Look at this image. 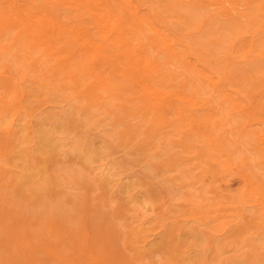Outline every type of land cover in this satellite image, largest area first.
<instances>
[{"label":"rangeland","instance_id":"374dc122","mask_svg":"<svg viewBox=\"0 0 264 264\" xmlns=\"http://www.w3.org/2000/svg\"><path fill=\"white\" fill-rule=\"evenodd\" d=\"M34 1L0 0V264H264V209L254 205L263 198L253 197L239 171L222 163L227 154L217 159L220 148L182 117L180 108L189 109L190 103L178 95L201 99L208 96L203 91H209L218 97L225 113L216 107L196 114L209 119L205 130L223 144L229 131L248 134L244 126L254 120L249 148L257 154L264 132V61L258 57L253 66L254 57L246 56L247 46L235 35L199 38L204 29L198 31L190 18L191 0H136L146 18L178 41L183 50L175 60L178 74L163 76L159 93L148 96L137 78L153 79L158 74L155 65L147 67L137 55L131 65L123 51H117L115 59L107 48L110 56L99 70L114 85V95L108 96L95 89L100 77L78 76L76 87L66 83L67 72H56L51 57L37 62L43 49L30 48L29 37L18 35L19 23L11 14L13 6L23 13ZM220 1L230 10L247 4ZM260 2L255 3L256 13ZM58 5L50 7L49 15L66 23L68 30L80 22L86 27L83 35L103 42L87 14L70 23L68 15L76 13ZM204 7L213 19L222 24L227 20L219 4ZM261 19L264 22V15ZM254 22L245 20L242 30L249 32L242 37L255 34L257 47L264 49V32L257 36L260 27ZM144 23L154 38L150 21ZM156 58L167 71L169 52L162 50ZM203 71L221 81L219 92L202 79ZM93 89L98 97H91ZM226 93L248 107L236 110L224 101ZM262 170L255 179L264 189Z\"/></svg>","mask_w":264,"mask_h":264},{"label":"bare ground","instance_id":"6f19581e","mask_svg":"<svg viewBox=\"0 0 264 264\" xmlns=\"http://www.w3.org/2000/svg\"><path fill=\"white\" fill-rule=\"evenodd\" d=\"M191 1H192L191 5H188V8H187V11L190 13V18H191V20L194 21V24H195L194 26L196 29H198V31H202L204 29L200 33L199 38H201V39L203 38L205 41L206 37L210 34H216V35H219L220 37H223V38L235 35L236 38H239L240 43H243L245 46H247L248 51L246 52V56H253L254 57L251 61V64L253 66L256 63L258 65V63H259V59H257L258 57H260L261 61H264V49H261L260 45L257 47L256 44L260 40H258V41L256 40L257 42H255V37H256L255 34H252L249 39L242 37V34H245V33L247 34L249 32L248 30H242L243 24H246L245 20H248V19H251V21H255L256 24H258V27H260L258 29L257 36H259L260 34H262V32H264V22L261 19V17L264 15V11H263L264 10V0H247L246 1L247 4H245V6H241L240 4H242V3L240 1V4L238 2L237 5L238 6L240 5L241 7L239 6L240 7L239 9H231V10L226 8V6L222 7L220 0L217 2H215L213 0H206V3H205L206 5H204V6H207V4L212 5V6H214V4H219L221 6L220 12L227 19V20H224L225 21L224 24H222L220 20H217L216 17L213 19V15L208 14L207 13L208 11L205 12L203 9L204 6L203 7L199 6V5H202L201 3L203 0H201V1L200 0H191ZM257 1H261L259 4V6L261 7V11H260L261 13L260 12L256 13L257 11H255L257 9V8H255L256 7L255 3ZM14 4L17 5L16 3H14ZM175 4H176V2H175ZM179 4L180 3H178V5ZM55 5L60 6L62 9H65V11H67V9H68L71 12L76 13V17H73L71 14L68 15L70 23H74L73 21L76 20L75 18H77V17H78V21L83 20L82 18H84V15L87 14L90 22H92L94 24L93 27L95 29V32H97L99 34V36L101 37L103 42L102 43H100V41L98 42L97 40L92 38V36L88 37V36L83 35V32H84L86 27L84 25H82L80 22H79V24H78V22H77V24H73L72 25L73 27L70 30H68L65 27V25H63L66 23H61V21H59L57 18H55L53 15H51V13L49 15L50 7L55 6ZM232 6H233V4H232ZM4 9H5V7H4ZM251 10H252V13L250 12ZM19 11H20L19 7H16V6H13V10L11 11L12 12L11 14H13L12 16L16 15L14 17H12V16L11 17L15 19V22L19 23L18 26L20 27V29H19L18 35L20 37H23V36L29 37V39L31 40L30 48L39 49L41 47L40 48L41 51L43 49V53L37 62H42V64H43L44 63L43 61H46L48 59L47 57H51L50 61H54L55 67L57 68L56 72H58V71L67 72V77L65 79L68 82H66V81H64V82L73 83V86L79 87V80L77 78L78 76L91 77V78H96V79H97V77H100L102 79L101 83L95 89H100L103 91L105 90L106 93L109 92L110 94L108 96H110L114 93L113 92L114 85L110 84L109 81H107L104 77H102V74L105 71L99 70L102 67H105V61L110 56V54H107L105 52V51H107L106 50L107 48L109 49L108 50L109 52L113 50V55L116 57V58L114 57L115 59L118 58V53L116 54V52L119 50H121V52L123 51L128 56L127 58H128V61L131 65L134 64V61L131 59V57L133 55H137L140 60H142L144 63H146L147 67L149 65H153V64L155 65V67L157 68L158 74L155 75L153 77V79L150 78V76H147L145 78V77L140 76V75H138L139 79L137 78L141 88L143 89V92L145 94H147L148 96H152L153 94L159 93L158 88L160 86L159 84H161L159 81H163L162 80L163 76H165L166 78H173V77H176L178 74V68H179L178 65L179 64L177 65L175 63V60H177L181 55H183V53H182L183 50L178 45V41L174 39L175 38L174 36H173L174 38H172L169 35L168 31L163 29L162 26H159L157 24V21H155L149 17L146 18L147 16H145L142 13V8L137 4L136 0H54V1L36 0V1L32 2V4L25 10V12L21 13V11H20V13H19ZM45 11L48 13V15L45 13ZM154 11H155V9H154ZM254 11H255V13H254ZM164 12H166V11H164ZM175 12H177V11H175ZM175 12L172 11V13H175ZM214 15H216V14H214ZM166 16H170V15H166ZM208 16H209V18H207ZM175 17H176V15H175ZM146 21H150L151 27H149V26L148 27L151 28L155 32L154 35L157 38H155V36H154V38H152L149 36L148 33H146L147 30L144 29L143 25H142ZM144 24H146V23H144ZM45 25L48 26L47 30L43 27ZM171 25H173L172 22H171ZM86 26H88V25H86ZM88 27H90V26H88ZM174 28H176V27L174 26ZM185 28H187V26ZM192 28H190V29H192ZM7 32L3 33V36L6 35ZM11 35H12V33L10 34V36ZM146 38L148 39V41H146ZM257 39H258V37H257ZM195 41H197V40H195ZM207 41H208V39H207ZM199 43L201 44L200 40H199ZM104 45H106V48H102ZM196 45H198V44H196ZM204 45H206V44H204ZM19 47L22 48L21 46H19ZM210 47H209V49H210ZM215 47L216 46H214V48ZM161 48H163V49H161ZM13 49L15 50V48H13ZM13 49H11V51H13ZM1 50H5V49H1ZM162 50H164V53H165V51H168L172 57V59L166 63V66L168 67V69H167V67H165V68L167 69V71H164V69H162L161 63L157 60L158 58L154 59V55H155V57H157V53H161ZM17 52H18V50H17ZM3 53L5 54V51ZM3 53H2V55H3ZM12 55L14 56V54H12ZM13 56H11V57H13ZM119 56H121V55H119ZM164 56H167V55H164ZM162 58L165 59L164 57H162ZM168 58L169 57L167 56V59ZM184 61H185V63H189V57L187 56V54L184 58ZM201 61H203V60H201ZM248 63H250V62H248ZM162 65H164V63ZM252 65H251V67H252ZM113 66H115V65H113ZM132 67H134V66H132ZM238 68H240V67H238ZM36 70H37V68H36ZM52 70L54 71V69H52ZM246 71H247V69H246ZM49 75H50V77H53V75L51 76V73ZM39 76H40V74H39ZM201 76H202V79H205L206 81L213 84L212 87H214L215 92H219L221 90V81L220 80H215L212 75L206 74L205 71L201 72ZM12 79L13 78L11 77V80ZM151 81H153V82H151ZM33 82H35V81H33ZM97 84H99V83H97ZM67 86L68 85L63 86L64 89H66ZM241 87H243V86L241 85ZM245 88H243V91ZM95 89H93V91L91 92V97H98L96 95V93H94ZM92 93H94V94H92ZM232 93L234 94V92H232ZM232 93H226L225 97L223 98L224 101L229 102L230 104L236 105L237 106V107H235L236 110L238 107H240V109L241 110L243 109V111H244L245 107H248V106L246 104H243L242 102H239L238 98L233 96ZM188 94L189 93H184V95H181L178 93V95L181 97L182 101L185 100V101H188L190 103L189 109L186 108V110H185L183 107L180 108V113L182 114V117L186 118L192 124L196 125L197 131L205 136V138L207 139V141L210 145H215V146H218L216 148H220L218 150L222 151L221 156H217L216 157L217 159L222 160V158L225 156V154H227V157H226L227 160L225 159V161H222V163L226 166V169H232V170L239 171V173L244 178L246 184L249 185V189H248L249 193L255 198H263V200L258 202L257 204H255L256 203V201H255L254 205H256L257 207H260V209H264V189H263L262 185L258 182L259 180H257L258 179L257 176L259 175L257 170L260 172L262 170L261 168H263V167H261V165L264 163V132H261L260 136L258 138V144H259L260 152H258L257 154H254L249 148V145L251 144V137L248 134H249V132L253 131L252 128H253L254 123H252V122L254 120H251L250 122H248L246 124V126H244V130L248 134H238V133H236V131H229V138L227 136L225 137V139L228 138L227 139L228 143L223 144L222 140L220 142V140L217 137H214L213 131H212L213 133H211V130L210 131L205 130V127H204L205 121H207L209 119L207 117H205L204 114H201L202 117H205L203 119L201 117L197 116V114H196L197 111H199V112H204L207 110L212 111V109L216 108V107L217 108L221 107V112L225 113V108H222L223 103L219 102L218 97L209 91L208 92L203 91V94L208 95V96L207 97L200 96L201 99L193 96L192 94H191V96ZM18 96H20L19 93H18ZM25 96H27V95H25ZM23 98H25V97L23 96ZM24 100H27V98ZM22 102H23V100H22ZM24 102H26V101H24ZM215 102H217V105H215ZM235 109L234 110L232 109V112H231L232 114H236ZM16 115H18V114H16ZM230 116H232V115H230ZM233 117H234V115H233ZM41 119H43V118H41ZM50 119H53V117ZM14 121H15V118H14ZM108 121H109V119H108ZM226 122H228V121H226ZM100 126H101V124H100ZM220 137L222 138V136H220ZM86 158H87V156H86ZM249 165H250V167H249V169H247V166H249ZM244 166H246V168ZM105 171L106 170H102V171H99V173L101 172L102 175H104ZM262 172H263V170H262ZM100 177H101V175H100ZM255 177L257 179H255ZM162 201H164V200L162 199ZM251 207H253V206H251ZM247 210L250 211L251 209L250 210L247 209ZM254 210H255V208H254ZM244 211H246V210H244ZM252 212H253V210H252ZM254 213H256V212H254ZM261 213H263V212H261ZM143 221H145V220H143ZM183 221H185V220L183 219ZM177 222H179V221H177ZM181 225H183V224H181ZM165 226H166V224H165ZM149 241H150V239H149ZM149 241H148V243H149ZM144 246H146V245H144Z\"/></svg>","mask_w":264,"mask_h":264}]
</instances>
